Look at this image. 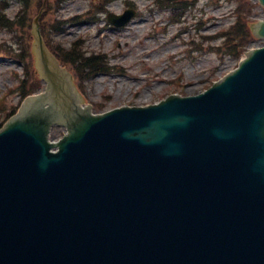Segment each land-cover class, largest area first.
<instances>
[{"label":"water","instance_id":"obj_1","mask_svg":"<svg viewBox=\"0 0 264 264\" xmlns=\"http://www.w3.org/2000/svg\"><path fill=\"white\" fill-rule=\"evenodd\" d=\"M36 23L45 90L0 130V264H264V46L198 95L93 115Z\"/></svg>","mask_w":264,"mask_h":264},{"label":"rangeland","instance_id":"obj_2","mask_svg":"<svg viewBox=\"0 0 264 264\" xmlns=\"http://www.w3.org/2000/svg\"><path fill=\"white\" fill-rule=\"evenodd\" d=\"M165 2L26 0L0 5V14L13 22L0 27V129L26 94L43 91L32 53L34 21L40 15L39 33L52 50L69 51L76 45L86 56L100 59L103 73L85 79L71 72L77 91L95 114L205 91L235 69L245 55L234 57V42L221 38L236 20L235 10L248 25L264 21V8L256 1L180 0L186 9L181 17L172 14ZM249 2L252 8L247 10ZM128 8L137 11L129 24L114 29L107 23L108 13L120 14ZM262 46L264 40L257 38L247 51ZM65 132L55 126L50 139L57 141Z\"/></svg>","mask_w":264,"mask_h":264},{"label":"trees","instance_id":"obj_3","mask_svg":"<svg viewBox=\"0 0 264 264\" xmlns=\"http://www.w3.org/2000/svg\"><path fill=\"white\" fill-rule=\"evenodd\" d=\"M10 2V1H19V3H24L26 0H3L2 6L5 5L4 3ZM167 4V8L170 9L172 14L178 15L181 17L183 13L185 12V4L178 3L177 1L180 0H164ZM1 2V0H0ZM247 10L251 9V5L248 4ZM247 13H249L247 11ZM240 13L238 10H235V16L236 20L234 21V25L231 26L229 29H227L225 32L221 33V38L224 40H232L234 42L233 46V56L236 58H239L243 52H245L248 47L252 44V42L255 40V38L252 36L251 32L249 31L247 23H243L241 21ZM13 22L6 21L3 14H0V27H9L12 26ZM234 32H236L234 34ZM48 46H50V43L48 42ZM73 47H70L69 51H63V50H56L54 53L56 54L57 58L63 63V64H70L72 66L73 72H78L81 76L85 77V79H89L90 75L94 76L98 73H103L102 64L99 63L100 59L96 56H86L82 50H78L76 45H73ZM53 51V50H52ZM231 52V50H230ZM78 77V76H77ZM82 78V77H81ZM30 94V93H28ZM26 94V95H28ZM25 95V96H26ZM24 96V97H25Z\"/></svg>","mask_w":264,"mask_h":264}]
</instances>
